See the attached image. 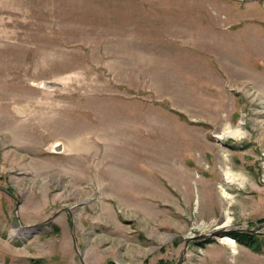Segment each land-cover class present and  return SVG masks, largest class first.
<instances>
[{"label": "rangeland", "instance_id": "374dc122", "mask_svg": "<svg viewBox=\"0 0 264 264\" xmlns=\"http://www.w3.org/2000/svg\"><path fill=\"white\" fill-rule=\"evenodd\" d=\"M228 217L180 264H264V0H0V264H175Z\"/></svg>", "mask_w": 264, "mask_h": 264}, {"label": "bare ground", "instance_id": "6f19581e", "mask_svg": "<svg viewBox=\"0 0 264 264\" xmlns=\"http://www.w3.org/2000/svg\"><path fill=\"white\" fill-rule=\"evenodd\" d=\"M243 135V133H242V130L241 129H233L231 126H226V128L224 129V132L218 137V138H222L223 136H229V137H232V138H239L240 136H242ZM59 146H60V144H56V145H54V149L57 151V152H61V151H58V150H62V149H60L59 148ZM56 147H58L59 149H57ZM61 147V146H60ZM225 174V173H224ZM230 173L229 172H227L225 175H226V177H227V180L228 179H230V180H232L233 181V179H235V178H233V177H231L230 175H229ZM234 182V181H233ZM220 189H221V191H222V193H223V196L225 195V196H227L228 194L226 193V191H225V189L223 188V187H220ZM228 197V196H227ZM230 221V218L228 217L227 218V220H226V223L225 224H221V225H219V226H217V228H223V227H228L229 226V222ZM222 238H224V237H222ZM225 238H226V236H225ZM219 239V238H218ZM233 240V239H232ZM232 240H229V239H223V243L224 244H226V245H228L230 248H231V251H232V253H236V244H235V242H233Z\"/></svg>", "mask_w": 264, "mask_h": 264}, {"label": "water", "instance_id": "95a60500", "mask_svg": "<svg viewBox=\"0 0 264 264\" xmlns=\"http://www.w3.org/2000/svg\"><path fill=\"white\" fill-rule=\"evenodd\" d=\"M49 86H55L56 85V83H54V82H51V83H49L48 84ZM17 204H18V201H17ZM17 204H16V208H17ZM59 213V211H56L53 215H52V217L48 220V221H50V220H52L57 214ZM32 226H34V227H42L43 226V223H38V224H35V225H32ZM70 228H72V224H71V222H70ZM228 228L227 227H223V228H217L216 226H215V229L213 230V231H211V232H209V233H207V234H205V235H202V236H197V237H188V238H185V245H184V248L182 249V252H181V255H180V257L177 259V261L175 262V264H180L181 263V261L183 260V255L185 254V250H186V248H187V245H188V243H189V241L191 240V239H201V238H211V237H215V236H221V234L224 232V231H226ZM250 231H255V230H250ZM73 242H75V241H73ZM79 254V253H78Z\"/></svg>", "mask_w": 264, "mask_h": 264}, {"label": "trees", "instance_id": "16d2710c", "mask_svg": "<svg viewBox=\"0 0 264 264\" xmlns=\"http://www.w3.org/2000/svg\"><path fill=\"white\" fill-rule=\"evenodd\" d=\"M230 236L233 237L238 243L243 244L251 248L252 250H255L257 247L256 241L251 242L250 240L252 237L245 232H241L238 234L236 232H230Z\"/></svg>", "mask_w": 264, "mask_h": 264}]
</instances>
